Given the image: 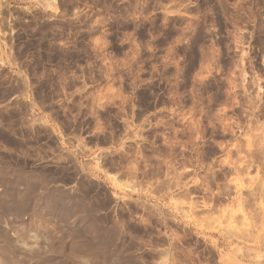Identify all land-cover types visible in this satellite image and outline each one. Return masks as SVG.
Segmentation results:
<instances>
[{"label": "rangeland", "instance_id": "rangeland-1", "mask_svg": "<svg viewBox=\"0 0 264 264\" xmlns=\"http://www.w3.org/2000/svg\"><path fill=\"white\" fill-rule=\"evenodd\" d=\"M262 149L264 0H0V264H264Z\"/></svg>", "mask_w": 264, "mask_h": 264}, {"label": "bare ground", "instance_id": "bare-ground-1", "mask_svg": "<svg viewBox=\"0 0 264 264\" xmlns=\"http://www.w3.org/2000/svg\"><path fill=\"white\" fill-rule=\"evenodd\" d=\"M256 148H257V147H256ZM258 149H259V148H258ZM258 149H257V151H258ZM255 150H256V149H255ZM255 150H254V151H255ZM262 150H263V149H262ZM262 150H261V152H262ZM259 151H260V150H259ZM263 151H264V150H263ZM255 153H257V152H255ZM258 153H259V152H258ZM258 153H257V155L254 154V153H253V154L251 153L252 155H250V157H248V158H249V159L251 158V160H252V158H253V159L255 160V158H259ZM260 154H261V153H260ZM263 154H264V153H263ZM263 154H262V155H263ZM260 157H261V156H260ZM255 161H256V162H259V161H257V159H256ZM253 162H254L253 160H252V161H249V160H248L247 163H246V164H248V165H246V166H247L246 168H250V166H252V163H253ZM227 164H229V163H227ZM228 166H229V165H228ZM214 167H215V166H214ZM232 168H233V167H232ZM219 169H220V168H219ZM233 169H234V168H233ZM216 170H217V169H216ZM234 170L236 171L237 168L234 169ZM245 170H246V169H245ZM217 172H218V171H217ZM236 172L239 174V173H242V170L238 168V170H237ZM237 173H236V174H237ZM234 174H235V173H234ZM225 175H226V174H225ZM223 176H224V173L219 174V175L217 174V175H215V177L212 176L213 178H212L211 181H214V182H215V183L212 182V184L214 183L215 186L218 187V184H219L218 181L221 180ZM254 178H255V177H254ZM258 181H259V180H258ZM209 183H210V182H209ZM220 185H221V183H220ZM220 185H219V186H220ZM224 186H225V185H224ZM222 187H223V186H222ZM208 188H209V187H208ZM218 188H220V187H218ZM225 188H226V187H225ZM254 188H255V187H254ZM226 189H227V188H226ZM255 190H256V191H255ZM255 190H254V191H255L254 194L256 195V196H255L256 198L254 197V198H255V199H254L255 201H256L257 199H259V197H257V195L260 194V193H262L261 195H262V197L264 198V194H263V193H264V185H263V184L258 183L257 186H256V188H255ZM226 192H227V191H225L224 188H223V189H219L218 195H216V194L214 195V196H216V197H214V200H213V201H216L217 203L221 202L222 198L220 199L219 197H220V196H225V195L227 194ZM261 195H259V196H261ZM263 198L260 197V199H263ZM212 199H213V198H212ZM260 202H261V201H260Z\"/></svg>", "mask_w": 264, "mask_h": 264}]
</instances>
